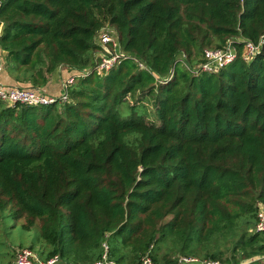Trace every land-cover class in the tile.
Masks as SVG:
<instances>
[{
	"label": "trees",
	"instance_id": "obj_1",
	"mask_svg": "<svg viewBox=\"0 0 264 264\" xmlns=\"http://www.w3.org/2000/svg\"><path fill=\"white\" fill-rule=\"evenodd\" d=\"M108 27L125 55L100 76ZM262 37L264 0H1L16 86L54 95L60 67L62 82L81 76L65 102H0V211L42 221V259L95 264L106 244L117 264H264V234L249 233L264 205V45L242 57ZM228 42L232 63L196 68ZM223 235L230 256L211 251ZM168 241L178 258L159 256Z\"/></svg>",
	"mask_w": 264,
	"mask_h": 264
},
{
	"label": "built area",
	"instance_id": "obj_2",
	"mask_svg": "<svg viewBox=\"0 0 264 264\" xmlns=\"http://www.w3.org/2000/svg\"><path fill=\"white\" fill-rule=\"evenodd\" d=\"M1 6V0H0ZM104 28L98 35V43L103 51H99L96 55L97 60H100L95 68L91 71H95L98 75L102 76L109 72L114 66H116L120 59L124 57V53L121 52L118 40L110 35L104 34ZM264 45V37L261 38L258 45L251 42H247L242 52V57L245 61H251L260 51ZM238 56L236 48L232 42H228L227 45L220 49H206L204 51V63L198 66L200 72H215L221 68L226 67L232 63ZM142 66V64H140ZM3 67L0 66V73ZM78 77L81 76L77 75ZM76 75L69 77L63 81L61 88L62 93L59 96L50 95L41 90L22 88L19 86H5L0 82V102L5 103L8 106L24 105L29 107L37 106H49L57 102L68 101L69 88L74 85ZM254 233L264 234V205H259L256 225L254 227ZM105 253L99 261L95 264H117L114 260H111L108 255V246L104 244ZM11 264H68L63 261L59 256H53L49 259H42L36 252L31 249L20 250ZM81 264V263H72ZM141 264H154L149 254L145 255ZM178 264H223L220 261L204 260L201 261L197 257L181 256L178 258Z\"/></svg>",
	"mask_w": 264,
	"mask_h": 264
},
{
	"label": "rangeland",
	"instance_id": "obj_3",
	"mask_svg": "<svg viewBox=\"0 0 264 264\" xmlns=\"http://www.w3.org/2000/svg\"><path fill=\"white\" fill-rule=\"evenodd\" d=\"M104 34L116 38L114 30L110 27L106 28ZM98 43H100V41H98ZM214 48L215 46L213 45L204 49L213 50ZM60 68H62L63 70H70L68 66H62ZM60 94L61 92L59 94H56L55 96H58ZM7 209L9 211H0V264H11L12 262H14L16 254L23 249L33 248L38 254H40V251L45 250L46 246L39 236L42 221L36 220L34 222V226L29 228L30 230H27L23 227V224L27 223L28 218L25 217L17 223L12 217L9 216L13 213V211L16 210V207H14L13 205H9ZM165 221H168V219ZM249 233H254V229L249 230ZM232 243V239H229L226 237V235H223L214 238V240L211 241L209 245L211 251L214 252L216 251L215 248H218L219 250L221 249L223 253H226L225 256H230L232 254L233 248V246L231 245ZM126 250L129 251L130 249L127 248ZM202 250H205V248H203ZM158 252L160 257L167 255L169 257L178 258L180 255L176 253L177 251L175 249L173 241H168L167 243H165V245L159 244ZM205 254L206 252L202 253V256L198 255L199 257H201L199 258L201 261L206 260L205 258H203Z\"/></svg>",
	"mask_w": 264,
	"mask_h": 264
},
{
	"label": "crops",
	"instance_id": "obj_4",
	"mask_svg": "<svg viewBox=\"0 0 264 264\" xmlns=\"http://www.w3.org/2000/svg\"><path fill=\"white\" fill-rule=\"evenodd\" d=\"M4 55L6 54L3 53V56ZM70 73H71L70 70H67V69L62 70L61 73L56 77V79L51 80L50 83L48 84V87H47L48 93L51 91V93L54 95L59 94L61 92V85L63 83L62 77H65L69 75ZM0 82L4 84L5 86L20 85L14 81V79L8 74L5 68L0 73Z\"/></svg>",
	"mask_w": 264,
	"mask_h": 264
}]
</instances>
